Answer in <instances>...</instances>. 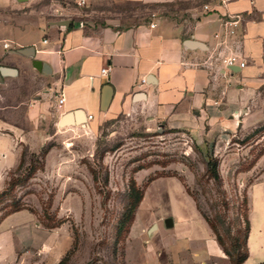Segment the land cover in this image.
Wrapping results in <instances>:
<instances>
[{
	"label": "rangeland",
	"instance_id": "obj_1",
	"mask_svg": "<svg viewBox=\"0 0 264 264\" xmlns=\"http://www.w3.org/2000/svg\"><path fill=\"white\" fill-rule=\"evenodd\" d=\"M78 1L0 0V66L18 69L23 58L12 53L17 44L34 39L52 22L115 23L120 28L155 18L182 22L189 18L188 9L208 0H98L86 6ZM31 75L0 81V118L24 129L22 102L33 100L39 87ZM245 110L243 128L226 140L192 137L150 122L134 109L94 130L58 126L37 153L21 144L24 163L6 174L0 188V264H57L63 258L64 264H138L146 241L163 245L165 252L173 247L172 233L164 229L169 214L176 219V231H195L192 202L221 249L219 258L203 264H238L246 255L248 188L254 179L244 175L264 150V82ZM39 128L52 133L53 122L41 120ZM213 159L217 183L207 172ZM132 181L142 199L133 220L119 229ZM156 224L160 236H155ZM192 252L185 264L195 263Z\"/></svg>",
	"mask_w": 264,
	"mask_h": 264
},
{
	"label": "crops",
	"instance_id": "obj_2",
	"mask_svg": "<svg viewBox=\"0 0 264 264\" xmlns=\"http://www.w3.org/2000/svg\"><path fill=\"white\" fill-rule=\"evenodd\" d=\"M83 1L86 6L98 0ZM187 12L189 25L186 19L165 18L124 28L115 23L57 21L37 30L34 39L18 43L19 48L32 46L35 55H18L23 59H18L16 75L31 73L39 79V87L33 100L22 102L27 129L0 118V188L19 162L21 144L37 153L47 136L59 132L58 122L69 112L81 111L90 130L122 112L141 109L150 122H163L192 137L236 136L243 128L246 107L264 82V0H208ZM193 43L197 45H189ZM231 56L244 66L227 65ZM34 61L44 66L35 67ZM106 67L107 74L102 75ZM141 79L146 82L140 84ZM107 85L112 96L102 110L101 91ZM60 91L62 104L57 97ZM41 120L53 122L52 133L39 128ZM250 175L254 179L248 188L247 258L242 264H264V154L244 176ZM192 205L195 231H176V219L169 214L164 229L171 231L173 247L165 252L163 245L146 241L138 264H185L190 251L194 264L220 257L211 228ZM155 229V236H160L158 224Z\"/></svg>",
	"mask_w": 264,
	"mask_h": 264
},
{
	"label": "water",
	"instance_id": "obj_3",
	"mask_svg": "<svg viewBox=\"0 0 264 264\" xmlns=\"http://www.w3.org/2000/svg\"><path fill=\"white\" fill-rule=\"evenodd\" d=\"M23 1V0H19ZM64 25V23L62 24ZM191 46L197 45L195 43L189 44ZM13 54L21 55V56H27V57H33L35 55V49L30 46V47H24V48H19L14 51H12ZM33 65L35 67H41L44 66L38 61H34ZM17 71L13 68H8V67H1L0 66V81L2 77L4 76H14L16 75ZM111 96H112V90L110 86H105L103 87L101 91V109L105 110L107 106L109 105V102L111 101ZM141 95H136L135 98L139 99ZM58 125L61 127H67V126H72V127H88V124L86 122V119L83 117V114L81 111H74L73 113L69 112L64 114L59 122Z\"/></svg>",
	"mask_w": 264,
	"mask_h": 264
},
{
	"label": "trees",
	"instance_id": "obj_4",
	"mask_svg": "<svg viewBox=\"0 0 264 264\" xmlns=\"http://www.w3.org/2000/svg\"><path fill=\"white\" fill-rule=\"evenodd\" d=\"M264 154V150L255 158V161L253 163L256 162V160L262 156ZM31 157H35L34 154H31ZM32 163V160L30 161ZM24 163V154L21 155L20 159H19V165H18V168L21 167V165ZM42 168V166L40 167ZM34 170V167L31 166L30 167V171ZM207 172L210 174L211 178L217 183L219 182V174H218V171H217V164H216V160L213 159L211 160L209 163H208V169H207ZM14 185V182H12L10 184V186H13ZM129 195L131 197V200H130V204L128 205V208L126 210V213L124 214L122 220L120 221L119 223V229L123 227L125 221H129L131 222L134 218V213L142 199V191H140L139 189H137L135 183L132 181L130 183V188H129ZM203 217V216H202ZM204 218V217H203ZM205 219V218H204ZM205 221L207 222V220L205 219ZM208 223V222H207ZM209 227L211 228L212 232H213V229L212 227L210 226V224L208 223ZM248 230H249V223H248V219H247V234H248ZM214 234V232H213ZM246 238H247V235H246ZM245 247H246V242H245ZM247 258V248H246V255L243 257L242 261L239 262L238 264H242L245 259ZM66 259V258H65ZM65 259L63 258L61 261H59L57 264H64V261Z\"/></svg>",
	"mask_w": 264,
	"mask_h": 264
},
{
	"label": "built area",
	"instance_id": "obj_5",
	"mask_svg": "<svg viewBox=\"0 0 264 264\" xmlns=\"http://www.w3.org/2000/svg\"><path fill=\"white\" fill-rule=\"evenodd\" d=\"M77 4H78V6H82L84 4V1L83 0H79L77 2ZM151 26L153 27L154 25L152 24ZM8 46L9 45L4 44V48H8ZM225 62L227 63V65H238V67H243L244 66L243 62H240V63L238 62V58L236 56H231V57L227 58ZM107 71H108V67L102 69L101 70V74L102 75H106ZM145 82H146L145 79H141L140 84H144ZM57 97H58V103L62 104L64 99H63V94H62L61 91L57 93ZM87 119L90 120L91 116H88Z\"/></svg>",
	"mask_w": 264,
	"mask_h": 264
},
{
	"label": "bare ground",
	"instance_id": "obj_6",
	"mask_svg": "<svg viewBox=\"0 0 264 264\" xmlns=\"http://www.w3.org/2000/svg\"><path fill=\"white\" fill-rule=\"evenodd\" d=\"M87 129L89 130V129H90V127L88 126V127H87Z\"/></svg>",
	"mask_w": 264,
	"mask_h": 264
}]
</instances>
